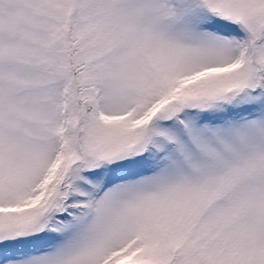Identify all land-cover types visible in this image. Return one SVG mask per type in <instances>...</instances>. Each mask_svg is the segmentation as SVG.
<instances>
[{
  "label": "snow or ice",
  "instance_id": "6c2138e0",
  "mask_svg": "<svg viewBox=\"0 0 264 264\" xmlns=\"http://www.w3.org/2000/svg\"><path fill=\"white\" fill-rule=\"evenodd\" d=\"M0 264H264V0H0Z\"/></svg>",
  "mask_w": 264,
  "mask_h": 264
}]
</instances>
